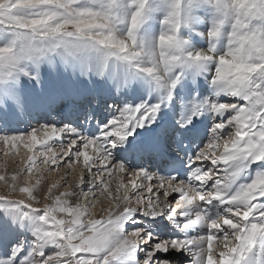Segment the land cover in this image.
<instances>
[{
    "label": "snow or ice",
    "instance_id": "obj_1",
    "mask_svg": "<svg viewBox=\"0 0 264 264\" xmlns=\"http://www.w3.org/2000/svg\"><path fill=\"white\" fill-rule=\"evenodd\" d=\"M0 146V264H264V0H0Z\"/></svg>",
    "mask_w": 264,
    "mask_h": 264
},
{
    "label": "bare ground",
    "instance_id": "obj_2",
    "mask_svg": "<svg viewBox=\"0 0 264 264\" xmlns=\"http://www.w3.org/2000/svg\"><path fill=\"white\" fill-rule=\"evenodd\" d=\"M42 67H45V66H42ZM55 67L56 66L53 65V68H52L53 71H55ZM145 94L147 95V93H145ZM37 119H39V117H37ZM41 120H40V122H42ZM30 126L31 127L38 126L36 124V120H31L30 122L26 120V121H23V122H21V123H19L17 125H13L12 128L10 129V131H13L14 132L16 130H20V131L24 132L27 129H29ZM66 139L67 138H65V140ZM6 151H8L7 148H5L3 146H0V175H6V176H8L10 178L12 174H14V173L17 172V169H19V167L20 168L23 167V165L22 164H18L17 161L18 160H21V158H24L26 160V157H27V154L28 153H27V150L25 148H23V146H21L19 148V155H16L15 152H13L12 154L6 156V155H4V153ZM3 160H5V161H3ZM17 165H18V167H17ZM19 165H21V166H19ZM74 166H73V168L71 170L72 171L71 173H69L70 170H68L66 167H62L58 171H49L50 173H53L52 176H49V173L48 172L47 173L45 172L44 175H45V177H48V178H47V180H45V179L42 180V185L47 186V185H50L52 183L63 184V185H66V186H65V188H60V191H64L65 189L70 188L74 192H78V190H80V187H83L82 189H84V188L85 189L83 190L82 194L83 195H88L89 194V189L91 188L93 181L92 180L90 181V180H88V178H86V177H88L89 174L83 169V166L82 165H81L82 166L81 167V170H83V171H82V173H80L81 176H78L76 174H73L74 170L76 169V167H74ZM3 169H5V170H3ZM56 173L58 175H54ZM55 176H58L57 181H54L52 179ZM82 176L84 177V182L81 185L80 181H81V177ZM20 179L21 180L24 179V176L21 175L20 176ZM65 180L67 181L66 184L64 183ZM2 183L3 182L0 181V185ZM111 187H112L113 191H115L116 184L113 183L111 185ZM0 189H1V187H0ZM93 191H96V190L93 189ZM80 198H83L82 201H85V198H88V197L87 196L86 197L85 196L84 197H81L80 196ZM72 199H73V201H75V198L74 197ZM104 206H106V205H104ZM97 214H99V213H97Z\"/></svg>",
    "mask_w": 264,
    "mask_h": 264
},
{
    "label": "rangeland",
    "instance_id": "obj_3",
    "mask_svg": "<svg viewBox=\"0 0 264 264\" xmlns=\"http://www.w3.org/2000/svg\"><path fill=\"white\" fill-rule=\"evenodd\" d=\"M197 39H199V38H197ZM200 46H206V43L204 42V41H201L200 42ZM45 68H47L48 70H50V71H53V65H47V66H45ZM207 86H208V88L210 89V90H212L211 89V87L207 84ZM208 94H212V93H209V91L207 92ZM222 99H224V97H221ZM42 122L41 123H43V120H41ZM17 132H22V131H20V130H16ZM16 131H14V132H16ZM3 161H5V160H3ZM18 161H20V160H18ZM18 161H17V163H18ZM19 166H21V165H19ZM17 167H18V165H17ZM74 167H76V169L74 170V172H73V174H76V175H78V176H81V174L80 173H82V171L83 170H81V165H75ZM20 168V167H19ZM3 170H5V169H3ZM19 169H17V171H18ZM72 171L70 170L69 171V173H71ZM47 173V172H46ZM48 173H49V176H52V174L53 173H50L49 171H48ZM58 173V172H57ZM54 174V175H58V174ZM44 177L42 178V180H47V178L48 177H45V175H43ZM86 178H88V180H92V177L90 176V175H88V177H86ZM54 181H57V179H58V176H55L54 178H52ZM3 184V183H2ZM0 185V187H1V191L0 192H3L4 191V188H3V185ZM65 186L66 185H64V187H62V188H65ZM83 187H80V190H78V192L77 193H80V194H82V192H83V190L85 189H82ZM81 197H88L87 198V201H89V202H91L92 201V196L91 195H80ZM15 198V197H14ZM82 199L83 198H80V200H81V202H84V201H82ZM107 200H105L104 199V196H100L99 194H98V200H97V202H96V208L95 209H93V211L94 212H97V213H99V211H100V208L101 207H103L104 205H107ZM145 225L147 226V227H149V228H151V229H156V230H160V228L162 227V225H164V224H156V223H153V222H149V221H147V220H145ZM166 223V222H165ZM163 228V227H162ZM161 228V229H162Z\"/></svg>",
    "mask_w": 264,
    "mask_h": 264
}]
</instances>
